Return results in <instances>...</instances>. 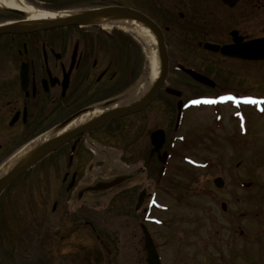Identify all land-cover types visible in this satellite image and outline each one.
I'll return each instance as SVG.
<instances>
[{
    "label": "flooded vegetation",
    "instance_id": "flooded-vegetation-1",
    "mask_svg": "<svg viewBox=\"0 0 264 264\" xmlns=\"http://www.w3.org/2000/svg\"><path fill=\"white\" fill-rule=\"evenodd\" d=\"M25 1L51 12L72 11L75 14L127 8L150 19L163 35L169 71L163 87L152 102L141 111L119 116L99 128L69 137L42 159L41 161L55 155L48 168L43 170L42 176L47 177V184L39 192L40 200L35 202L34 212H29L28 194L22 199L19 193H13L7 199L9 202L6 205L13 206L12 210L8 209L7 220H13V214L23 220H39L36 244L44 261L48 258V251L53 250L60 242L57 237L61 228L46 222L52 220L50 216L54 215L57 216L54 220H69L65 225L75 237L73 246L77 264H104L106 258L110 260V253L117 252V245L110 244L109 231L100 227L102 225L98 220L103 218L98 215L99 211L108 209L115 198L120 200V206L124 204V193L130 187L125 184L136 181L142 185L145 179L137 204L140 208L146 202L142 220H150L144 214L147 208L153 209L151 202L154 197L150 193L146 200V185L154 187L160 182L170 156L183 148L180 143L187 139V135L178 132L189 110L211 108L222 114L233 110L232 117L237 121L240 134L250 135L253 127H250L247 110L264 111L261 110L264 109V93L238 90L236 82L242 81L239 78H243V74L249 75L229 69L231 64L259 63L264 62V58L227 55L222 49L264 39V0ZM18 10L0 2V27H19L18 31L0 32V171L7 161L33 145L45 133H54L56 128L59 132L82 115L88 114L91 120L98 117L93 116L97 110L107 112L124 105L132 91L128 90L134 77L129 72L124 78V48L128 45L138 47L135 42L137 38L131 32L124 30V26L111 23L119 21L115 14L105 15V22L46 26L30 21L27 14ZM210 46L217 49H211ZM190 71L201 74L210 82L199 81ZM224 74L235 75L237 79L233 81L234 87H221L218 84V79ZM172 75L176 77V81L186 80L201 91L182 100V90H178L179 87H175L170 81ZM168 88L180 92V95L168 92ZM213 89L215 90L211 91ZM226 96L237 99H219ZM174 97L178 99L176 105ZM244 97L254 98L260 103L245 101L242 99ZM193 100L201 102L190 103ZM205 100L215 102L205 103ZM156 101L158 104L150 111ZM179 102H182L181 108ZM135 116L136 119H133ZM161 122H168V126L160 128ZM217 125L220 126L219 121ZM124 126L126 129L141 127L142 141L135 146L134 142L125 140ZM158 129L164 130L166 141L160 150H154L151 137ZM168 136L170 140L166 144ZM165 152L168 153V158L166 163H162L161 155ZM127 154L134 155L143 163L135 170L111 172L115 162ZM187 157L194 162L190 158H194L193 156L183 155V159ZM155 160L163 164L161 169L155 167ZM196 163L192 164L207 166V162ZM124 176L128 178L113 187L92 190L97 183ZM218 177L221 176L216 178ZM149 178L151 179L148 180ZM241 184L242 189L249 194L248 205L245 206L255 207L256 197L251 190L254 184L251 181H243ZM10 186L1 193L0 203ZM215 187L224 188L225 180L222 187ZM22 189L25 191V187ZM206 189V186L203 187L202 192H207ZM233 196L235 197L234 194ZM16 210L20 212L17 213ZM221 211L227 213L228 220L233 223L234 220H240L243 214L250 217L249 220H254L256 215L249 208L244 212L230 209L224 200L221 202ZM206 215L210 220L209 211H206ZM143 224L142 222L141 233L143 249L146 251L145 264H148ZM238 232L243 234L241 228ZM239 235L233 238L236 240L240 238ZM63 236L61 234V238ZM152 239L155 244L153 236ZM155 246L157 248L156 244ZM237 247L235 241L230 246L229 254L238 251ZM158 253L162 262L160 252Z\"/></svg>",
    "mask_w": 264,
    "mask_h": 264
},
{
    "label": "rangeland",
    "instance_id": "rangeland-1",
    "mask_svg": "<svg viewBox=\"0 0 264 264\" xmlns=\"http://www.w3.org/2000/svg\"><path fill=\"white\" fill-rule=\"evenodd\" d=\"M135 42L137 48L134 45L124 48V78L129 72L134 74L128 91L141 82L149 66L150 50L140 39H135ZM229 70L249 75L243 74L245 79L239 78L244 85L236 82L238 90L264 93V62L231 64ZM175 78L170 76V81L175 87H179L178 90H182V100L201 91L186 80L176 81ZM236 79L235 75L224 74L218 79V84L221 87H234L233 81ZM173 100L176 105L178 99L174 97ZM157 101L152 104L150 111L155 109ZM232 111L222 114L211 108H200L189 110L185 114L178 132L187 135V139L180 143L183 148L170 156L160 182L154 187L146 185L145 188L146 200L150 193L154 197L151 202L153 209L147 208L144 214L150 220H142L146 202L140 208L137 204L145 184L144 177H141L144 179L142 185L136 181L125 184L130 187L124 193V204L120 206V200L115 198V202L104 212L96 211L103 218L98 220L102 225L100 227L109 231L110 244L117 245V252L110 253V260L106 258L104 264H145L142 222L154 238L162 264H264V111L247 110L250 127H253L250 135L240 134ZM218 121L220 126L217 125ZM167 123L161 122L160 128L167 127ZM125 129L124 126L125 140L134 142L135 146L142 141L141 127ZM169 140L168 136L166 144ZM183 155L193 156L195 159L190 158L194 162L189 161L188 157L183 159ZM54 157L55 155H51L13 181L1 198L0 264H77L73 246L75 237L65 225L69 220H54L57 219L54 215L50 216L52 220H46L47 224L59 226L61 232L57 237L60 241L56 245L57 249L55 246L48 251V258L44 261L36 244L39 220H23L14 214L13 220L6 218L8 211L13 209L12 205H6L13 193H19L22 199L28 194L29 212H34L35 202L40 200L39 192L47 184V177L42 176L43 170L48 168ZM195 162H207V166L193 165ZM142 163L134 155L127 154L115 162L111 172L135 170ZM162 166V163L155 160L158 170ZM217 176L225 180V187L222 189L216 188L213 183ZM243 181L254 184L251 190L256 197L255 207L245 206L248 205L249 194L242 189ZM205 186L207 192L203 193L202 188ZM22 187H25L26 192ZM223 200L230 209H238L240 212L247 208L253 210L256 213L254 220H249L250 217L244 214L240 220H234V223L228 220V214L221 211ZM206 211L210 213V220L207 219ZM240 228L243 234L238 232ZM61 234L64 235L62 238ZM237 234H240V238L236 237L235 240L233 237ZM235 241L238 251L231 255L229 249Z\"/></svg>",
    "mask_w": 264,
    "mask_h": 264
},
{
    "label": "water",
    "instance_id": "water-1",
    "mask_svg": "<svg viewBox=\"0 0 264 264\" xmlns=\"http://www.w3.org/2000/svg\"><path fill=\"white\" fill-rule=\"evenodd\" d=\"M18 12L26 15V12L22 10H18ZM109 14L117 15L118 17L116 19L119 21L134 20L142 24L143 26L147 27L155 34L157 40V50L160 59L159 76L157 77L153 85L150 87L148 92L138 102L116 107L112 110L104 112L97 118L91 119L90 121L79 126L78 128H74L73 130H70L62 135L55 134L52 138H50L45 142L35 143L34 145H32V148L30 150L28 149V154L24 156V158H22L20 161H18L13 167H11L9 170H6L4 172H2V170L0 171V195L5 190V188L8 185H10L16 178H18L24 172L32 168L34 165H36L46 156L54 152L69 137L99 128L119 116H123V115L125 116L145 109L152 102V100L155 98V96L160 91V89L163 87L165 80L168 76L169 68H168V57L166 52V46L163 41L162 32L159 29V27L156 24H154L150 19L143 17L142 15L134 11H131L127 8H108L97 12L92 11L83 14H74L72 16L58 18L55 20L38 21L34 23H43L46 26L84 24L88 22L89 23L93 22L94 19L102 16L103 18L105 17V20H107L106 19L107 16L105 15H109ZM18 29L19 27L16 26H5V27H0V32L18 31ZM210 48L217 49L214 46H210ZM222 51L224 54L227 55H234L244 58L261 59L264 58V39H257L235 47H224ZM190 72L199 81L210 82L208 78L202 76L201 74L194 71H190ZM167 91L176 94L178 96L180 95V92L172 88H168ZM181 104L182 102H179L180 108H181ZM57 130L58 128L54 129V133H56ZM151 139H152V144L154 146V150H160L166 141V135L164 130L158 129L155 132H153ZM167 158H168V153L165 152L163 155H161V162L166 163ZM127 178L128 176L116 177L107 182L97 183L96 186L92 187V190L108 189L110 187L119 184L122 181H125ZM214 183L217 187H222L224 180L222 177H218L214 180ZM143 229L145 232V246L148 253V264H161V260L157 248L153 242L150 232L148 231L147 227L144 225H143Z\"/></svg>",
    "mask_w": 264,
    "mask_h": 264
},
{
    "label": "bare ground",
    "instance_id": "bare-ground-1",
    "mask_svg": "<svg viewBox=\"0 0 264 264\" xmlns=\"http://www.w3.org/2000/svg\"><path fill=\"white\" fill-rule=\"evenodd\" d=\"M0 2L4 3L6 6L10 8H16L26 12L30 21L38 22V21H50L58 18L68 17L75 14L72 11H62V12H51L45 10L43 8H39L33 4L26 2L25 0H0ZM105 22L103 17H99L93 20V22ZM121 26H124V30L131 32L136 38L140 39L145 46L150 50L149 53V66L147 73L141 82L130 92V96H128L127 100H125V104H133L138 102L150 89L153 85L157 77L160 73V59L157 50V40L155 34L143 26L142 24L134 21V20H124V21H115L111 22ZM103 110H97L93 116L97 117L102 114ZM90 116L88 114L82 115L81 117L73 120L70 124H68L65 128L60 130L57 133L47 132L42 135L35 143H41L49 140L55 134H64L74 128H78L79 126L85 124L88 120H90ZM34 143V144H35ZM33 144V145H34ZM31 146H28L25 150L21 151L14 158H12L6 165L3 167L2 172L9 170L13 167L18 161H20L24 156L28 154V149L30 150Z\"/></svg>",
    "mask_w": 264,
    "mask_h": 264
},
{
    "label": "snow or ice",
    "instance_id": "snow-or-ice-1",
    "mask_svg": "<svg viewBox=\"0 0 264 264\" xmlns=\"http://www.w3.org/2000/svg\"><path fill=\"white\" fill-rule=\"evenodd\" d=\"M220 100H225V99H232V100H236L237 97H234V96H226V97H220L219 98ZM244 99L245 101H248V102H251V103H260V101H257L255 100L254 98H251V97H244L242 98ZM201 101L200 100H193V101H190V103H193V104H198L200 103ZM205 103H214L215 101L213 100H205L204 101ZM261 110H264V109H261Z\"/></svg>",
    "mask_w": 264,
    "mask_h": 264
}]
</instances>
